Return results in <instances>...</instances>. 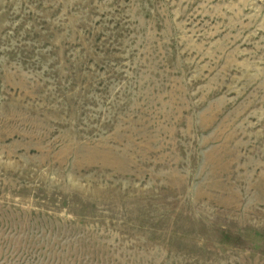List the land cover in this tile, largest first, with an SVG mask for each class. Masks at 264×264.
Returning <instances> with one entry per match:
<instances>
[{
    "label": "rangeland",
    "instance_id": "obj_1",
    "mask_svg": "<svg viewBox=\"0 0 264 264\" xmlns=\"http://www.w3.org/2000/svg\"><path fill=\"white\" fill-rule=\"evenodd\" d=\"M0 264H264V0H0Z\"/></svg>",
    "mask_w": 264,
    "mask_h": 264
}]
</instances>
